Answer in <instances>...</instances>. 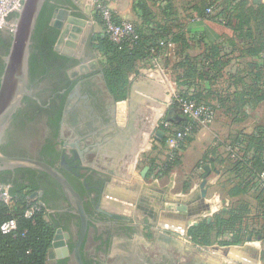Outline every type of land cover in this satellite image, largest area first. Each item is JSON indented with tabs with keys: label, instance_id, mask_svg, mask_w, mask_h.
I'll list each match as a JSON object with an SVG mask.
<instances>
[{
	"label": "trees",
	"instance_id": "16d2710c",
	"mask_svg": "<svg viewBox=\"0 0 264 264\" xmlns=\"http://www.w3.org/2000/svg\"><path fill=\"white\" fill-rule=\"evenodd\" d=\"M165 2L167 4L162 8L167 13L170 0H162V3ZM198 3L199 5L194 4L192 8L201 17H221L226 24L234 26L236 30H247L250 36H254V30L259 31V27L264 26V3H257V9L248 13L243 9L246 0H199ZM55 8L56 4L52 0H46L40 12L32 38L31 79H34L42 68L47 69L53 59H64L70 62V67L79 62L78 59L61 54L55 49L60 35V30L51 24ZM208 8H212L214 12L207 14ZM135 11L140 14V21L134 22L138 33L135 40H123L118 43L106 33L97 34L91 40L94 49L103 57L101 66L104 80L117 101L126 98L130 76L138 71L140 63L162 50L159 42L169 37L172 26L182 27L174 11L170 16L158 19L143 0L137 1ZM12 17L16 18L17 14ZM94 18L99 20L96 14ZM11 40V33L6 35L0 31V78L5 67L1 53L6 55L9 52ZM249 49L251 53L259 51L256 42H253ZM231 54L232 51L227 52L223 45L214 43L206 46L197 58L181 56L176 62L178 67H185L183 75L179 74V82L193 88L191 92H180L179 95L211 104L216 108V118L221 114L227 121L236 123L249 117V109L254 110L264 103V79L257 73L251 78L250 83L241 80L247 90L231 92L227 89L232 83L238 82V76L226 70L232 59ZM233 79H236L235 82H232ZM174 106L171 109L178 112ZM169 113L170 111L167 117ZM7 133L9 134V130ZM226 139L229 142L227 144L241 146L238 158L233 159L228 154L224 162L226 165L224 176L232 186L229 194L245 189L251 193L256 202L257 220L249 226L248 220L251 217L248 214L245 217L247 205L241 202L224 213L229 216L228 218L218 214L211 222L200 223L196 228L197 233L201 232L202 228L217 225H225L227 229H235L237 226L236 237L242 238L246 233V239L251 236L263 241L264 189L258 187L256 178L264 171V124L257 125L250 131L236 129L229 133ZM0 149L8 155H19L10 152L4 144L0 145ZM165 166L166 162L164 168ZM164 168L161 170L163 173ZM12 171H0V181L11 185L10 193L13 196V204L0 201V264H68L67 258L52 261L48 257L58 227L55 214L52 212L54 207L48 203L45 194L39 196L38 184L25 180V176L36 175L38 171L25 167L15 169L17 173L23 172L21 179L9 177ZM28 194L34 195L35 201L45 204L40 211L34 212L30 217L26 216L29 208ZM10 219L16 220V228L6 233L2 230V225Z\"/></svg>",
	"mask_w": 264,
	"mask_h": 264
},
{
	"label": "crops",
	"instance_id": "0c3cea01",
	"mask_svg": "<svg viewBox=\"0 0 264 264\" xmlns=\"http://www.w3.org/2000/svg\"><path fill=\"white\" fill-rule=\"evenodd\" d=\"M80 1L52 0L56 7H70L72 16L82 21L80 24L66 21V25H69L68 34L63 38L61 44L64 49L72 50L77 54L78 67L81 74L97 73L102 70L101 61L103 57L94 49L91 40L95 35L105 33L104 27L100 19L96 20L94 18L92 8L88 7L89 3L85 0ZM137 1L108 0L119 19L133 22L140 21V14L135 11ZM143 2L158 19L165 18L166 15L170 16V13L174 11V15L178 16L182 27L173 25L169 37L164 38L173 42V47L162 46V50L158 54L142 61L138 71L132 73L129 79L127 96L124 99L127 102L125 121L122 123L118 122L122 128V138L117 141V136H112V139L101 146L98 149V153L94 156L97 162L95 165L97 170L103 174H110V177L114 176L119 182L117 184L120 188H124L125 184L132 185L136 182L142 184L146 181L142 177V172L145 166L150 165L153 161L151 159L153 154L147 153L144 156L142 154L149 151L150 144H152V136L158 140L156 138V130L157 128H163L165 120L170 121L172 128L175 130L184 128L189 122V120L184 119V115L179 111L177 113L182 116L181 120H169L167 117V113L172 108L170 104L171 98L177 92L184 93L193 90L187 84L179 82V74L183 75L185 67H178L176 62L178 58L185 56L194 59L203 52L206 46L214 43L221 44L226 48L227 52L232 51V59L226 70L238 76V82L232 83L230 88L228 87L227 89L231 92L247 90L248 88L244 87L241 80L250 83L251 78L257 73L264 79V26L259 27V31L254 30V36H250L247 30H236L234 26L226 24L221 17H201L192 8L194 4L199 5V0H170V6H166V11L169 14L162 8V6L167 4L166 2L162 3V0H143ZM261 3H264V0H261ZM75 27L78 29L74 30ZM259 32L260 34H258ZM253 42H256L259 48L256 53L249 52ZM235 80L233 79L232 82H235ZM214 89L215 87L213 86ZM115 110L116 104L114 112ZM249 113V117L244 121L236 123L229 121L224 127H219L217 120L209 127L197 126L194 133L184 141L177 157V160L180 161V166L186 170L188 176L180 181L178 174L172 175L170 180L164 183L163 177L165 173L161 170L164 168L165 161H158L157 169L152 173L153 180L149 182L157 181L158 187L168 184L173 194H188L197 187L206 172L205 166L208 165L211 168V172L208 177L205 200L210 204L212 212L216 211L220 205L226 204L228 201L226 196L214 193V187L219 178L224 176L223 171L226 168L224 162H226V156L228 155L226 146L229 143L226 138L229 133L236 129L250 131L257 125H263L264 103L254 110L249 109ZM116 116H118L117 113ZM149 122L150 124L159 122L160 126L155 123V126L151 125L150 129L147 130L146 126ZM165 139L167 140L166 142ZM158 141L167 143L171 154V136L165 134L163 139ZM110 170L114 171V173L111 174ZM188 184H191V187L184 189V185ZM108 189H105L104 194ZM134 210L135 207L131 214H134ZM174 231L180 233L176 229ZM252 239V243L247 242L246 244L261 250L260 243L262 240L258 238ZM185 247L187 248L188 246ZM192 251L195 252L193 249ZM239 251L242 255L238 260L234 259L236 261L221 260L218 257L198 253L197 255L203 261L217 260L232 264H256L253 252H243L242 249ZM226 257L229 258L228 256Z\"/></svg>",
	"mask_w": 264,
	"mask_h": 264
},
{
	"label": "flooded vegetation",
	"instance_id": "af4514ba",
	"mask_svg": "<svg viewBox=\"0 0 264 264\" xmlns=\"http://www.w3.org/2000/svg\"><path fill=\"white\" fill-rule=\"evenodd\" d=\"M67 51L70 54L59 52L78 59L72 50ZM53 60L30 78L32 93L13 116L1 144L12 153L51 164L81 196L85 221L76 197H68L53 176L34 168L30 169L37 170L36 175L25 176L40 186L39 196L45 194L54 207L57 230L62 229L61 239L68 249L60 259L79 264L76 248L81 243L84 264H202L196 252L179 249L172 233L154 226L147 216L113 212L103 206L101 189L110 174L97 170L94 156L112 136L122 134L115 103L102 71L81 74L79 62L70 67L64 59ZM22 174L13 170L8 176L21 179Z\"/></svg>",
	"mask_w": 264,
	"mask_h": 264
},
{
	"label": "water",
	"instance_id": "95a60500",
	"mask_svg": "<svg viewBox=\"0 0 264 264\" xmlns=\"http://www.w3.org/2000/svg\"><path fill=\"white\" fill-rule=\"evenodd\" d=\"M254 1L256 3H261V0ZM45 2L46 0H25L15 19L16 26L14 31L11 32V45L9 52L4 57L5 67L0 78V145L13 116L21 108L24 98L32 93V90L29 88L32 38L40 12ZM88 7L91 8V5L89 4ZM66 21L69 23H82L81 20L72 16L70 7L57 6L51 21V24L60 30L59 39L55 47L58 51L70 54V51L64 49L61 44L63 38L68 34L67 30L69 29V25H66ZM76 29L78 28L75 27L74 30ZM111 96L112 101L116 104L115 111L118 114L117 120L122 123L125 121L127 102L124 99L117 101L112 94ZM168 118L169 120H181L182 116L178 115L174 109H171ZM184 119L188 120L185 116ZM156 131V138L162 140L165 136V130L163 128H157ZM121 138L122 135H118L117 141L118 139L121 140ZM22 167L40 169L53 176L60 183L68 197H76L80 214L84 221L86 220V213L81 196L76 192L66 177L58 171V169L37 158L21 155H8L0 149V171L15 170ZM149 169L150 167L148 165L145 166L144 171L142 172V177L144 179L150 174ZM205 171L206 172L197 187L192 189L188 194H173L169 185L158 187L157 181H145L142 184L136 182L132 185L125 184L124 188H120L117 184L119 182H117L114 176L110 177L101 191L104 194L105 189L110 188L123 192L125 196L129 197L135 203L134 215H136V217H138V215L147 216L151 220V223L156 227H159L162 222H165L169 225L179 226L186 229L188 225H198L196 219L212 212L210 204L205 200L207 196L208 177L211 168L207 165L205 166ZM110 173L112 174L114 171L110 170ZM41 204L45 206L43 202H41ZM103 206L113 212L131 214L130 212L117 211L115 208L107 207L105 204H103ZM160 229L170 231L173 235L171 236V239L175 241L178 246L181 245V242L177 239V234L171 228L160 227ZM84 232L85 227L82 237L84 236ZM62 233V229H58L54 236L52 247L48 254L50 259L58 260L68 254L66 243L61 239ZM247 242H253L251 236L247 238ZM80 246L81 243L76 248V258L79 264H84L80 255ZM215 249L219 250L220 247L216 246ZM221 249L225 254H231L232 251H239L240 249L253 252L255 256L254 261L256 264H259L261 250L259 248L255 249L250 244L238 247L225 246ZM201 263L232 264L229 262H219L217 260H201Z\"/></svg>",
	"mask_w": 264,
	"mask_h": 264
},
{
	"label": "built area",
	"instance_id": "2783aa9c",
	"mask_svg": "<svg viewBox=\"0 0 264 264\" xmlns=\"http://www.w3.org/2000/svg\"><path fill=\"white\" fill-rule=\"evenodd\" d=\"M25 0H0V31L8 29L13 32L15 29V19L12 17L18 14ZM92 8V13L97 15L103 24L104 32L115 42L123 40H135L138 38L137 27L133 21L121 20L117 17L114 8L108 0H86ZM214 10L208 8L207 14H212ZM160 46L173 47V42L162 39L159 42ZM170 104L188 118L189 122L184 128L175 130L172 128L170 121L163 122L165 134L172 138L171 155L177 156L183 147L186 138L190 137L197 126L209 127L215 120L217 111L216 108L204 101H199L192 97H183L175 94ZM240 145L227 144L226 150L231 158H238L240 155ZM257 185L260 189H264V171L260 172L256 178ZM11 185L0 181V201L6 204H13V196L10 193ZM34 195H27L29 208L26 211V216H32L34 212L40 211L43 205L39 201L34 200ZM16 228V220L10 219L2 225L4 232H10Z\"/></svg>",
	"mask_w": 264,
	"mask_h": 264
},
{
	"label": "rangeland",
	"instance_id": "374dc122",
	"mask_svg": "<svg viewBox=\"0 0 264 264\" xmlns=\"http://www.w3.org/2000/svg\"><path fill=\"white\" fill-rule=\"evenodd\" d=\"M243 9H244V11H246L248 13L251 10L257 9V3L254 0H246V4L244 5ZM2 32L11 33L8 29H4V30H2ZM176 94H180V93L177 92ZM216 120L218 122L219 127L220 126L224 127V125H226L229 122L221 114H219L217 116ZM153 123L150 124V122H149V124L146 126V129L149 130L151 125L155 126L157 124L158 126H160L159 122H153ZM170 136H171V134H170ZM166 141L167 140L165 139V142ZM148 150H149L148 152H145L142 154V156H144L147 153L153 154V157L151 158V159H153V161L150 163V165H148L150 167V169H149L150 174H148L147 177L145 178L146 181L149 182V181L153 180L152 173H154V171H156L158 161L159 162H164V161L166 162V166L164 168L165 174L163 177L164 183L166 181L170 180V177L172 175L178 174L180 181H182L185 177L188 176L186 174V170L180 166V161H178L176 159L179 155L172 156L170 154V148L167 146V143H163V141L160 142L152 136V144H150V147ZM167 161H169L168 164H167ZM190 187H191V184L184 185V189H189ZM231 187L232 186L227 182V179L225 176L219 178L218 182L216 183V186L214 187V193L216 192L222 196H226L228 198V201L226 204L220 205V207L216 211H213L207 215H202L198 219H196L198 221V225L202 222H205V221L211 222L212 220L215 219L216 215H218V214L221 216L222 215L226 216V218H228L229 216L225 215L224 213L228 210H231L233 207L240 205L241 202H243L244 204L247 205V211L245 212L246 214L244 213V215L246 217V215L248 214L249 217H251L250 220H248L249 226H251V223L256 222V220H257V218H256L257 209L255 206L256 202H255V200H253L251 193H249L245 189V190H241L237 193H233L232 195H230L229 193H230ZM106 194H107V192H106ZM106 194L104 195L105 197L107 196ZM134 206H135V204H134ZM249 207H251V209ZM209 218H210V220H209ZM198 225H188L184 232L176 233L177 239L181 242L179 249L185 251L186 250V249H184V248H186L185 246H188V247L192 248L193 250H195V252L198 254L210 255L213 257H218L221 260H227V261L230 260L231 261L233 259L227 258L225 256V254L223 253L221 248H223L225 246L238 247V246L245 245L247 243V239L245 238L246 233H245V236L242 235V238L236 237L237 226L235 229L234 228L227 229L225 225L224 226L217 225V226H214L212 228H202L201 232L197 233L196 228ZM216 246L220 247V249L216 250L215 249ZM260 248H261V255H260L259 264H264V240L261 241ZM177 258L179 260L180 259L182 260L183 255L178 254ZM54 260L55 259H52V261H54ZM233 261H236V260H233Z\"/></svg>",
	"mask_w": 264,
	"mask_h": 264
},
{
	"label": "bare ground",
	"instance_id": "6f19581e",
	"mask_svg": "<svg viewBox=\"0 0 264 264\" xmlns=\"http://www.w3.org/2000/svg\"><path fill=\"white\" fill-rule=\"evenodd\" d=\"M137 147V146H136ZM141 149V148H140ZM135 150V149H134ZM137 150V149H136ZM131 154V153H130ZM134 159V158H133ZM106 194V193H105ZM104 194V195H105ZM107 196L105 197L104 196V204L107 206V207H112V208H115L117 211H121V212H130L132 213L133 212V207L134 206V202L133 200H131L129 197L125 196V194L121 191H116V190H113V189H108L107 191ZM124 198V199H122ZM131 208V209H130ZM130 209V210H129ZM161 227L163 228H172V230L176 229L178 232L182 233L184 232L185 229L179 227V226H172V225H169L167 223H161L160 225ZM173 230V231H174ZM175 232V231H174ZM176 233V232H175ZM245 250H243L244 252ZM241 252L240 251H232L231 254H226V256H228L229 258L231 259H236L238 260L241 256ZM242 259L245 260L244 257H242ZM249 262H251V260H249Z\"/></svg>",
	"mask_w": 264,
	"mask_h": 264
}]
</instances>
